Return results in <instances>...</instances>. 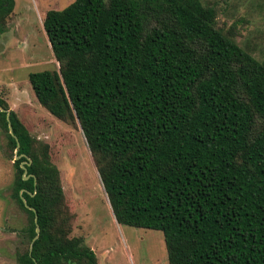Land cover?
Instances as JSON below:
<instances>
[{
  "label": "trees",
  "instance_id": "16d2710c",
  "mask_svg": "<svg viewBox=\"0 0 264 264\" xmlns=\"http://www.w3.org/2000/svg\"><path fill=\"white\" fill-rule=\"evenodd\" d=\"M13 3L0 0V33ZM42 22L58 68L28 81L49 114L81 129L117 223L160 230L168 264H264V54L200 0H73ZM9 121L18 159L0 110L10 196L26 214L17 264H97L70 236L49 144L14 110Z\"/></svg>",
  "mask_w": 264,
  "mask_h": 264
},
{
  "label": "rangeland",
  "instance_id": "374dc122",
  "mask_svg": "<svg viewBox=\"0 0 264 264\" xmlns=\"http://www.w3.org/2000/svg\"><path fill=\"white\" fill-rule=\"evenodd\" d=\"M73 0H14L0 33V97L38 142L49 144L71 214L70 236L81 237L97 264H168L160 230L118 224L79 127L53 117L37 101L28 81L32 72L57 69L43 18ZM216 10V24L231 30L243 48L264 54V0H200ZM0 127V264H17L23 250L26 214L10 196L13 159Z\"/></svg>",
  "mask_w": 264,
  "mask_h": 264
},
{
  "label": "water",
  "instance_id": "95a60500",
  "mask_svg": "<svg viewBox=\"0 0 264 264\" xmlns=\"http://www.w3.org/2000/svg\"><path fill=\"white\" fill-rule=\"evenodd\" d=\"M0 110H2V111H6V116H7V121H8V129H9V133L13 135L12 125H11V123H10V121H9V109L6 110L5 108H3V107L0 106ZM13 136H14V139L16 140V147H15V149H14V159H18V158L21 157V156H25V154H23V153H22V154H17V151H18V148H19V141H18V139H17V137H16L15 135H13ZM26 159H27L26 161H22L21 164H20V165H21V168L23 169V175H22V177H23L24 180L28 179V177L30 176V174H26L27 169H26V167H25V164H26V163L29 164V158L26 157ZM20 197H21L23 203L25 204V206L28 207L29 209H31V210L35 213L34 220H35V222H36L37 215H36L35 209H34L33 207H29V206H27L24 197L21 195V191H20ZM35 232H36V235L33 237L32 241H31V245H30V248H29V252H30L31 249H32V242L36 239V237H37V235H38V232H39V227H38V225H36Z\"/></svg>",
  "mask_w": 264,
  "mask_h": 264
}]
</instances>
